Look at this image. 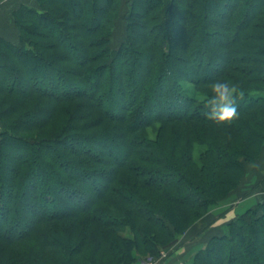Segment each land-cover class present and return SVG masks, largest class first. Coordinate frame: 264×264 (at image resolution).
<instances>
[{"label":"trees","instance_id":"1","mask_svg":"<svg viewBox=\"0 0 264 264\" xmlns=\"http://www.w3.org/2000/svg\"><path fill=\"white\" fill-rule=\"evenodd\" d=\"M38 5L0 36V264L158 256L262 155L264 0H130L115 47L122 0ZM219 76L245 93L231 125L193 98ZM191 264H264V204Z\"/></svg>","mask_w":264,"mask_h":264},{"label":"crops","instance_id":"2","mask_svg":"<svg viewBox=\"0 0 264 264\" xmlns=\"http://www.w3.org/2000/svg\"><path fill=\"white\" fill-rule=\"evenodd\" d=\"M129 1L122 0L120 14L127 13ZM23 5L39 7L38 0H0V36L14 43H19L20 33L14 22L13 14ZM246 166L247 171L242 185L210 213L209 217L214 218L210 229L201 230L203 233L195 236L193 234L197 232L195 228L202 229L205 226V223L203 225L201 222L186 234L181 235L173 247L174 256L166 264H191L194 256L212 237L222 236L232 221L259 203L264 204V148L258 162L252 165L246 164ZM239 191L241 195L238 194Z\"/></svg>","mask_w":264,"mask_h":264},{"label":"clouds","instance_id":"3","mask_svg":"<svg viewBox=\"0 0 264 264\" xmlns=\"http://www.w3.org/2000/svg\"><path fill=\"white\" fill-rule=\"evenodd\" d=\"M189 89L193 85L187 86ZM193 98L202 106L205 119L218 125H231L239 118V103L245 93L240 86L225 76L205 81L200 90L194 92Z\"/></svg>","mask_w":264,"mask_h":264},{"label":"rangeland","instance_id":"4","mask_svg":"<svg viewBox=\"0 0 264 264\" xmlns=\"http://www.w3.org/2000/svg\"><path fill=\"white\" fill-rule=\"evenodd\" d=\"M124 15L125 14H121V17L118 19V21H117V24H116V28H115V33H114V37H113V40H112V44H113V46L115 47V46H118L121 42H122V40H123V37L125 36V24H126V22H125V19H124ZM263 153V152H262ZM262 156V155H261ZM260 156V157H261ZM260 157L258 158V159H260ZM256 162H258V160L257 161H255L254 163H248V162H246L245 163V166H246V164H250V165H252V164H255ZM246 171H247V166H246ZM246 171H245V174H244V177H245V175H246ZM244 177L241 179L242 181H241V183L239 184V186L240 185H242V182H243V179H244ZM238 186V187H239ZM237 187V188H238ZM236 188V189H237ZM236 189H234L233 191H231L230 192V194L231 193H233ZM235 193V192H234ZM230 194L228 195V197L230 196ZM238 194H240L241 195V193H240V191H239V193ZM232 195V194H231ZM239 195V196H240ZM227 197V198H228ZM226 198V199H227ZM225 200H223L219 205H216L215 207H213L212 208V210L209 212V214L207 215V216H205L203 219H202V221L201 222H203V225H204V223H205V226L201 229H197V228H195V230L197 231V232H194L193 234L196 236H199V235H201L203 232H201V230H206V229H210V227L212 226V220L214 219V218H210L209 217V215H210V213L213 211V209H215V208H218L223 202H224ZM199 224H200V222H199ZM198 225V224H197ZM193 227H196V225H194ZM193 227H191L189 230H191ZM188 230V231H189ZM198 230H200V231H198ZM188 231H186L184 234H186ZM127 234L128 235H131L129 232H127ZM184 234H182V235H184ZM181 235H179L178 237H177V241H176V243L179 241V237H180ZM175 243V244H176ZM175 244L174 245H172V246H169V247H166V248H164V247H161V252H160V254L158 255V256H147V254H139L138 256H139V258H138V260L136 261V262H134V263H132V264H142L143 262H149V260H152V259H160L161 257H162V254L163 253H165V257L164 258H162L161 260H159V264H166L167 263V261H169V259L172 257V256H174V253H173V247H175ZM105 259H107L108 260V258H105Z\"/></svg>","mask_w":264,"mask_h":264},{"label":"built area","instance_id":"5","mask_svg":"<svg viewBox=\"0 0 264 264\" xmlns=\"http://www.w3.org/2000/svg\"><path fill=\"white\" fill-rule=\"evenodd\" d=\"M166 255L165 253L162 254V257L160 259H152L149 260V262H143L142 264H159V260H161L162 258H164Z\"/></svg>","mask_w":264,"mask_h":264}]
</instances>
